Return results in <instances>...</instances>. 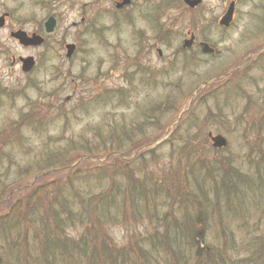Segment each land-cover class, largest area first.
<instances>
[{"label":"rangeland","instance_id":"rangeland-1","mask_svg":"<svg viewBox=\"0 0 264 264\" xmlns=\"http://www.w3.org/2000/svg\"><path fill=\"white\" fill-rule=\"evenodd\" d=\"M134 1L120 18L123 11L103 13L109 0H0V15L7 13L0 27L1 263L197 264L190 236L179 247L167 240L174 221L203 211L199 229L210 248L225 259L229 253L228 264H262L253 244L264 249V56L218 77L263 45L264 0H236L222 32L217 19L228 2L202 0L189 13L181 0ZM83 8L93 25L71 26ZM154 10L169 63L153 59L149 67L140 50ZM55 13L57 27L43 45L26 48L9 37L15 28L39 31ZM190 26L204 31L217 55L181 49ZM57 37L79 42L70 61ZM30 55L35 65L24 72L17 58ZM208 131L226 146L213 149ZM156 134L160 144L143 161L95 169L107 162L101 149L127 153ZM78 154L77 174L10 209L33 176L53 177ZM218 206L222 217L212 211ZM61 242L74 250L58 260Z\"/></svg>","mask_w":264,"mask_h":264},{"label":"flooded vegetation","instance_id":"flooded-vegetation-1","mask_svg":"<svg viewBox=\"0 0 264 264\" xmlns=\"http://www.w3.org/2000/svg\"><path fill=\"white\" fill-rule=\"evenodd\" d=\"M230 1L231 0H222V5H224L226 2H228V4H229ZM109 2H110V4L106 6V9H103V11H104L103 13L107 14V12L111 13L112 11H118V12H122L123 11V13H117L116 12V14L118 16H120V18H122V17L126 16V12L125 11L128 8H130L132 11H134L133 4L136 1H134V0H109ZM232 2L234 3V5H236V0H232ZM174 3H175V0L173 1L172 4H174ZM201 6H202V0L199 2V4H197V5L193 6V7L192 6L189 7L187 5H184V7H186V8H183V9H185V10L187 9L189 11V13H192L195 9H198ZM82 7H84V5H82ZM205 9H207V8H205ZM224 11H225V8H224V10L222 9L221 14H220L219 17H221L223 15ZM234 12H235V9H234ZM234 12H233V15H232L231 20L228 23V25H226V26L222 25L221 26V25L218 24V26L221 28V32L225 31V29L227 30L228 27H230V25L232 24L233 17H234ZM106 14H104V15H106ZM0 17H3V22H2V25L0 27H3V26H5V17H7V13H4V14L0 15ZM49 17L53 18L54 25H53L52 31L47 33V32L44 31L43 23ZM57 17H58V15L56 13L54 15L51 14V15L46 16V19L42 23V29H40L39 31H33V32L29 33V32H27V31H25V30H23L21 28H18V29L15 28V30H10L9 31V37L17 42L16 39H14L12 36H10V32H14L16 30H23V31H25L27 33V35H30L32 33L36 34V36L39 35L42 38V41H43V44H44V43H46V41H47V39L49 37L48 35H52L54 33L56 27H57V21H58ZM158 18H159V14H158L157 10H154L153 13L150 14L149 17L147 18L148 20L153 22L152 25H151V35H150V37H148V39L146 41H144V43L142 44L141 50H140L141 58L147 61V63L149 64V67L151 66V63H152L151 61L153 59H155L157 62L160 61V60H165L164 63H169L168 61H166V60H168L167 54L169 52H165L166 49H164V51H163V49L159 46L161 44L160 38H162V37L159 36L158 31H157L156 26H155V22H156V20ZM88 20L90 21V19H87V16H86V13H85V8H83L82 12L80 13V18H79L78 23L74 21L70 25L73 26V27H76V28L82 26V28H83V27H85V24H86V22ZM217 20H219V19H217ZM207 22L208 21L206 20L204 23H201V26L202 25L205 26V24ZM87 24L89 25V27H91L93 25V24H90V23H87ZM200 31H202V34H203L204 31L201 30L200 28H198L197 26H196V28H193V27L190 26V28L186 29L185 37L181 41V49L183 51H185V52H192V51H196L197 52V51L200 50L202 55H204V56H213L214 57L215 55L218 54L217 50L215 49V46L210 44L209 40L206 39L207 37L204 34L201 35ZM59 39H60V37H57L54 41L57 42V43H59V41H60V44L63 45V49H62L64 51V56L63 57H65V59L67 61H70L71 57L78 50L79 42L75 40L76 42L70 41L68 43L67 41L64 40L63 37H61V40H59ZM162 39L164 40V38H162ZM67 44L68 45L72 44V46H73V49H72V51L70 53H68ZM205 44H206V46H205ZM154 53H155V57L156 58L153 57ZM19 58H21V57L17 58L18 61L20 60ZM137 59H140L139 56L137 58L132 59V60L130 59L131 64H132L133 67H138L139 66L137 64V62H136ZM12 62L13 63L15 62V58L14 57H12ZM67 98H69V96L66 97V100H67Z\"/></svg>","mask_w":264,"mask_h":264},{"label":"trees","instance_id":"trees-1","mask_svg":"<svg viewBox=\"0 0 264 264\" xmlns=\"http://www.w3.org/2000/svg\"><path fill=\"white\" fill-rule=\"evenodd\" d=\"M149 120V118H148ZM136 128H140V127H136ZM152 139V138H151ZM148 142V141H147ZM146 143V142H144ZM142 143V144H144ZM142 144H137L136 146L132 147V148H137L139 147L140 145ZM118 146V145H117ZM120 146H118L116 149L120 150L119 149ZM115 148H109V149H101L100 151L104 152V156H106L104 160H106L107 162L105 164H99V165H94L95 166V169L97 168H101V167H107V166H121V167H127V166H130L132 164H137L139 163L138 161H143L145 159V155L148 154L149 152H155L156 149H153V150H150L148 152H144V153H140L134 160L132 161H125L123 159H120V157H116L114 155H111V154H107L110 150H113ZM122 152V150H120ZM80 155H84V154H80ZM88 155H91V154H88ZM93 156V155H92ZM79 158V154L77 155L76 159ZM104 158V157H103ZM68 164V163H67ZM66 165V164H64ZM79 169H80V164L77 163V165L75 166V168H71L69 169L68 171H66V175L64 174V176H59L55 179H53V181L43 185L42 187H40L38 190H36L34 193L33 192H30V191H27L25 195H22L20 194L19 197H16V201L10 205V209L13 208L14 205L17 204V202L19 200H22L23 198L26 199V200H29L31 199L32 196H34V194H36L39 190L42 189V192H45L46 191V187L50 186V185H53L54 183L57 184L58 182H62V181H68L74 174H77L79 172ZM42 192H38V193H42ZM18 199V200H17ZM9 209V210H10ZM218 210V213L220 215V217H222V214H221V207L218 206V208H213L212 211H217ZM201 214L196 216L195 219L193 220H182V219H177V221H174L173 225L176 227L175 230H173L170 234H169V238L167 241L169 242H173L174 244L177 245V247H179L180 245V242H179V238L186 235V237L188 238L190 236V239L191 240V244H195L196 242V247H195V254L197 255L198 257V261L196 262L198 264V262L201 261V264H228V262H231L232 259H230V255L228 253L227 255V259H225L223 257V253L225 254L226 252H223L222 249L218 250V249H214V248H210L208 246V244H206L204 242V239L201 238V229L199 228H203V226H201L203 224V220H205V214L203 211L200 212ZM6 216V215H5ZM6 217H1L0 218V223L5 221ZM223 225H225L224 223H222ZM224 228V227H222ZM3 228L0 229V231H2ZM231 234V233H230ZM178 237V238H177ZM199 239H201V241L199 242ZM84 239L82 238L81 240V243L83 244V241ZM98 239H95V241H97ZM224 241L227 242L228 239L227 238H224ZM199 242V243H197ZM166 243V242H165ZM8 244V243H7ZM56 245V248L58 247V254L56 253L55 254V258H57L58 260L60 259H64L66 257H68L69 255V252L70 254H73V246L71 247V249H69V246L67 244H63L62 242L59 244H54ZM160 245L162 246V248L165 250V249H171V247L167 246V245H164V244H161ZM253 245H256L257 247H254L253 248V254L254 256L256 257H259L261 256L262 258H264V249H263V245L261 243V241L259 240L257 242V244H253ZM48 246V251L47 253H50L49 252V248H50V244H47ZM95 246V244H94ZM106 247H109L108 245H105ZM64 250V252H63ZM208 250V251H207ZM86 251L81 249L80 248V252L81 253H84ZM177 251V250H176ZM178 252V251H177ZM1 253H0V258H1ZM9 256H13L11 254H9ZM60 256V257H59ZM70 256V255H69ZM73 256V255H72ZM71 256V257H72ZM174 256V254H173ZM17 257V256H16ZM74 257V256H73ZM175 257V256H174ZM57 260V262H58ZM238 260L235 261V264L238 263ZM8 262V261H7ZM262 264H264V260L261 262ZM0 264H4V263H1V260H0ZM8 264V263H7ZM10 264V263H9ZM53 264V263H52ZM121 264H124V261H122Z\"/></svg>","mask_w":264,"mask_h":264},{"label":"water","instance_id":"water-1","mask_svg":"<svg viewBox=\"0 0 264 264\" xmlns=\"http://www.w3.org/2000/svg\"><path fill=\"white\" fill-rule=\"evenodd\" d=\"M186 2H188L189 0H185ZM198 0H194V1H190V4H194L196 3ZM232 13V5L230 4L228 6V9L225 13V17H223V20L227 21L230 18V15ZM3 22V17H0V26L2 25ZM54 25V20L52 17H49L47 19V21L44 23L45 29L46 31H51ZM10 35L17 39L18 42L24 46L27 47V45H38L41 43L42 39L40 37H38V35L36 36V34L32 33L31 35H27L26 32H24L23 30H16L14 32H10ZM67 49H68V53H70L73 49L72 44H70L69 46L67 45ZM22 61V69L24 71L29 70V68L32 67L33 65V59L32 57H26V58H20ZM207 136L210 138V140L212 141V146L214 148H221L223 146H225L226 144V140L223 136H221L220 134H215L212 135L209 133H207Z\"/></svg>","mask_w":264,"mask_h":264}]
</instances>
